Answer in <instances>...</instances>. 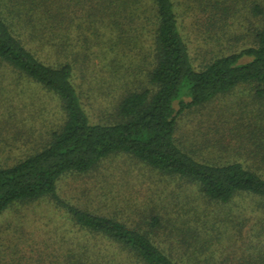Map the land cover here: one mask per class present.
<instances>
[{
  "label": "trees",
  "instance_id": "16d2710c",
  "mask_svg": "<svg viewBox=\"0 0 264 264\" xmlns=\"http://www.w3.org/2000/svg\"><path fill=\"white\" fill-rule=\"evenodd\" d=\"M244 84L264 96V0H0V215L45 204L107 248L69 264H205L213 243L231 264H264V215L258 247L242 256L236 244L247 215L264 213V175L248 163L264 164V128L241 132L223 161L177 136L183 116ZM30 88L42 95L26 104ZM52 103L62 115L36 127L31 110ZM118 154L191 186L192 205L172 217L145 196L81 203L92 189L64 190Z\"/></svg>",
  "mask_w": 264,
  "mask_h": 264
},
{
  "label": "rangeland",
  "instance_id": "374dc122",
  "mask_svg": "<svg viewBox=\"0 0 264 264\" xmlns=\"http://www.w3.org/2000/svg\"><path fill=\"white\" fill-rule=\"evenodd\" d=\"M254 88H256L255 84H244L233 93L220 96L203 108L183 116L177 136L184 146L193 151L196 156L215 160L223 161L231 158L232 155H238L237 145L241 143V132L249 129L260 134L261 128H264V96L258 97ZM41 95L42 92L39 90L30 88L26 97L22 98L21 94L18 97L28 104L30 103L29 97L32 100L33 97ZM40 103L38 106L42 107L44 103L42 101ZM45 108L44 113L31 110L37 118L36 127L39 126L38 118L41 116L60 117L62 115L59 104L52 103L50 107L45 105ZM47 111L50 112L45 113ZM248 116H253L254 120L249 121ZM217 137L221 138L227 149L221 147V151L218 149L219 152L213 150V139ZM248 163L254 170L264 175V164L251 160ZM93 172L89 175L91 177L89 179H81L78 176L66 178L63 181L64 190L68 192L76 188L92 189L93 191L81 203L90 202L89 199H93L94 193L99 203L100 197L104 198L107 195L123 193L129 194V197L145 196L140 200L153 199L158 204L161 202L162 210L164 211L163 208L170 209L172 217L175 216L173 211L176 207L180 210L184 206L188 207V204L192 205L191 200L197 194L191 186L181 184L180 180L164 175L158 176L139 162L122 154L104 160L98 172ZM155 193L160 197L158 201L155 199ZM175 195L178 199H175ZM236 201H239L236 202L237 205L242 204L247 210L253 203L247 196H239ZM44 205L17 204L0 215V264L11 261L13 252L17 253L18 264H69L77 258L95 259L93 256L97 258L96 255H99L100 251L107 249L97 236L77 228L67 219L60 218L59 211H51ZM209 208L212 213L218 214L225 209L216 206ZM51 213L55 215L51 216ZM263 215L264 213L258 209L247 215L248 219L246 218V223L243 224L240 236L236 240V244H239L237 246L238 255L244 256L259 244L255 230L258 227L257 221ZM187 216H193V212L188 213ZM253 222H255L254 225ZM184 228L182 229L187 230L186 225ZM190 235V238H197L193 236V232ZM249 245L251 247L248 250ZM218 247L219 245L213 243L205 250L202 255L206 257L205 264H228L233 261L230 260V256V262L225 260L227 253L231 254L228 248L219 251ZM111 253H114L113 246L110 247V255Z\"/></svg>",
  "mask_w": 264,
  "mask_h": 264
}]
</instances>
